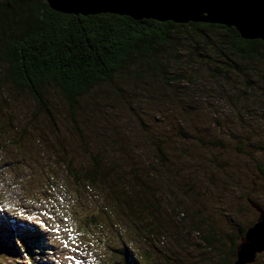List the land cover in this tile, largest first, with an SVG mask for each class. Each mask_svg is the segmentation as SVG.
I'll return each mask as SVG.
<instances>
[{
	"label": "rangeland",
	"instance_id": "1",
	"mask_svg": "<svg viewBox=\"0 0 264 264\" xmlns=\"http://www.w3.org/2000/svg\"><path fill=\"white\" fill-rule=\"evenodd\" d=\"M3 73L1 68L0 78ZM160 83H151L147 92L129 93L126 100L114 99L101 90L97 94V98L103 97L96 100L98 108L82 109L78 114L80 122L75 124L67 119L63 100L54 90L46 98L53 120L38 114L31 121L29 116L38 112L35 104L24 95L1 88L0 102L6 101L8 105L0 112V225L9 235L11 228L7 222H11L16 227L11 231L16 235L10 233L15 238L10 240L0 233V264H28L31 258L37 263L44 257L49 264H126L118 252L123 243L142 264H220L193 233L196 227L204 235L209 234L210 224L220 239L215 252H222V258L233 264L232 243H238L239 234L252 228L259 216L249 202L264 212V179L251 165V156L258 162H264V156L262 151L247 145L245 150L251 154H238L237 138L232 136L240 139L246 135L254 140L260 136L250 135L247 123L242 130L228 110L233 101H229L227 108L219 101L221 94L208 93L203 89L204 83L203 91L194 87L193 95L185 90L187 95L176 105L165 98L167 91ZM29 121L36 131L27 130L21 144L4 142H9L7 137L10 141L21 138ZM75 126L81 129L75 130ZM8 128L12 129L11 134L7 133ZM200 140L207 144L220 140L222 146L206 144V149H202ZM81 143L97 148L104 164L114 161L123 182L138 177L133 171L139 166L147 169L140 180L150 188V194L158 191L154 199L166 196L171 204L152 208L161 225L158 230L153 222L147 227L149 235L141 227L137 231L134 220H127L124 212H114L117 220H112L106 186L98 183L91 189L74 181L75 170L66 171L56 163L65 160L77 167L85 162L86 155L79 156L75 151ZM158 144L163 149L160 163L151 156L158 153ZM20 145L24 146L19 150ZM188 153L201 163L191 160ZM218 165H222L219 171ZM181 178L186 186L177 197L172 180L180 183ZM137 195L141 196L139 192ZM181 208L189 209L188 218L177 217ZM194 212L202 216L205 225ZM143 217L148 222L146 215ZM31 228L44 236V242L34 244V249H29ZM174 259L179 261L173 263ZM253 264H264V252L257 255Z\"/></svg>",
	"mask_w": 264,
	"mask_h": 264
},
{
	"label": "trees",
	"instance_id": "2",
	"mask_svg": "<svg viewBox=\"0 0 264 264\" xmlns=\"http://www.w3.org/2000/svg\"><path fill=\"white\" fill-rule=\"evenodd\" d=\"M1 68L4 73L0 78V90L4 88L13 94L24 95L35 104L38 112L29 116L31 121L38 114L53 120L46 101L52 90L61 96L67 119L72 124L80 122L78 114L82 109L86 110L90 106L98 108L96 100L103 98H97L101 90L114 99L124 97L126 100L129 93L147 92L151 83L160 81L167 91L165 98H170L171 105L183 100L188 93H184L185 90L193 95L194 87H201V91L204 89L213 96L216 92L217 95L220 93V103L223 101L227 106L229 101H233L227 108L235 123L242 125V130L246 129L247 123L250 135L255 133L260 136L254 140L245 137L246 135L240 136V139L233 135L234 140L237 138L236 152L249 156L251 153L245 150L247 145L262 151L261 155L264 156V41L243 40L233 28L204 23L183 25L145 19L135 21L129 17L110 14L64 15L52 11L41 0H0ZM203 83L205 88L202 89ZM125 93L127 97L123 96ZM105 98L109 99V96ZM6 105V101L0 102V112L6 110L3 108ZM79 129L81 128L75 126V130ZM27 130L36 131V126L29 121L25 130L21 131V138L10 141V137H7L9 142H4L8 145L21 144L20 141L28 134ZM7 133L11 134L12 129L8 128ZM200 142L202 149H206V141ZM207 145L217 147L222 146V142L214 140ZM22 146L24 145L19 146V150ZM157 147L158 153H152L151 156L155 162L160 163L162 159L159 154L163 149L159 144ZM75 151L79 156L86 155V161L78 163L77 167L65 160H58L56 163L66 171L75 170L74 181H81L91 189L98 183L103 188L106 186L105 189L110 192L107 201L110 202L112 220H117L114 212L119 211L124 212L127 220H130L129 217L134 220L137 231L141 227V231L147 235V227L151 223L156 222L155 230L161 227L152 208L161 204L171 205L170 199L166 196L154 199V194L158 191L149 193L150 188L140 180L147 169L139 166L133 171V175L137 174L138 177H131L130 181L123 182L116 163L111 161L110 164H104L97 148L81 143L76 145ZM190 159L201 163L197 158ZM251 165L264 179V162H258L251 156ZM221 167L222 165H218L216 170L219 171ZM175 180H172L176 185L174 194L179 197L186 182L182 178L179 179L180 183ZM160 190L165 192L161 188ZM188 210L181 208L177 217L188 218ZM143 214L148 222L144 220ZM194 214L205 225L200 219L202 216H198L197 212ZM1 222L6 220L2 219ZM7 224L11 228L10 233L14 235L12 228L16 229L15 225L11 222ZM118 227L121 228L119 225ZM207 227V235L196 227L193 233L205 244V250L209 254L212 252L216 255L214 260L217 263L228 264L230 259L222 258V252H215L214 247L220 239L216 237L213 226L210 224ZM0 230V233L7 235L6 238L15 239L10 233L8 235L2 225ZM28 233L29 249H34V244L39 246L44 242V236L36 228H31ZM241 234L240 237L243 235ZM237 244L233 242L230 249V255L234 258ZM121 246L118 252L126 264H142L126 244ZM31 254L30 251L26 256L29 258ZM33 260L29 259L28 264H49L45 257L37 263ZM178 261L179 259H174L173 263Z\"/></svg>",
	"mask_w": 264,
	"mask_h": 264
},
{
	"label": "water",
	"instance_id": "3",
	"mask_svg": "<svg viewBox=\"0 0 264 264\" xmlns=\"http://www.w3.org/2000/svg\"><path fill=\"white\" fill-rule=\"evenodd\" d=\"M64 15L110 14L132 20L174 24L204 23L233 28L243 40L264 41V0H41ZM259 214L235 249L233 264H253L264 252V212Z\"/></svg>",
	"mask_w": 264,
	"mask_h": 264
}]
</instances>
